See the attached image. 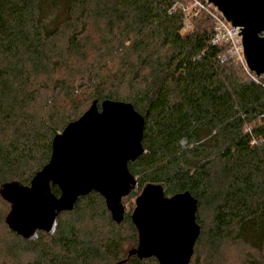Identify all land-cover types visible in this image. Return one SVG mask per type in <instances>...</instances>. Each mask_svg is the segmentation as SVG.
I'll return each instance as SVG.
<instances>
[{
  "label": "trees",
  "instance_id": "trees-1",
  "mask_svg": "<svg viewBox=\"0 0 264 264\" xmlns=\"http://www.w3.org/2000/svg\"><path fill=\"white\" fill-rule=\"evenodd\" d=\"M193 1L0 0V184L28 185L93 100L131 102L144 152L128 162L137 188L122 200L149 182L187 190L201 227L194 262L203 242L205 264L227 246L264 264V74L211 41L214 22ZM7 205L0 197V264H159L127 257L130 213L116 224L96 191L29 242L6 225Z\"/></svg>",
  "mask_w": 264,
  "mask_h": 264
},
{
  "label": "water",
  "instance_id": "water-1",
  "mask_svg": "<svg viewBox=\"0 0 264 264\" xmlns=\"http://www.w3.org/2000/svg\"><path fill=\"white\" fill-rule=\"evenodd\" d=\"M206 1L241 28L246 66L264 74V0ZM144 123L131 102L104 99L98 106L93 100L53 137L49 161L28 185L16 180L0 184V197L10 206L4 218L8 228L28 242L37 240L38 231L53 235L58 215L71 211L77 199L91 191L104 198L111 219L121 223L122 198L137 188L128 162L144 152ZM52 186H57L58 195ZM196 209L197 200L187 190L167 196L161 184H145L130 213L137 244L127 257L189 264L201 231Z\"/></svg>",
  "mask_w": 264,
  "mask_h": 264
},
{
  "label": "built area",
  "instance_id": "built-area-1",
  "mask_svg": "<svg viewBox=\"0 0 264 264\" xmlns=\"http://www.w3.org/2000/svg\"><path fill=\"white\" fill-rule=\"evenodd\" d=\"M195 5L205 10L214 22V30L211 41L214 44L227 42L229 44V52L238 60L244 69L249 73L250 70L246 66L243 56V45L241 38V28L232 25L225 19L221 12L217 10L215 6L205 0L200 2L194 1Z\"/></svg>",
  "mask_w": 264,
  "mask_h": 264
},
{
  "label": "rangeland",
  "instance_id": "rangeland-1",
  "mask_svg": "<svg viewBox=\"0 0 264 264\" xmlns=\"http://www.w3.org/2000/svg\"><path fill=\"white\" fill-rule=\"evenodd\" d=\"M195 1V0H194ZM193 1V2H194ZM200 1V0H198ZM201 2V1H200ZM195 4V3H194ZM137 196H128L122 200V203L124 205L125 211L131 213L135 207V199ZM8 210V205L6 206L5 212ZM128 244H130L128 242ZM245 253V250L243 251V248L239 247H225L224 250H222V257H221V264H244L243 263V255ZM198 257L199 260L194 262L193 257L190 262V264H205V245L203 242L199 245V251H198Z\"/></svg>",
  "mask_w": 264,
  "mask_h": 264
}]
</instances>
